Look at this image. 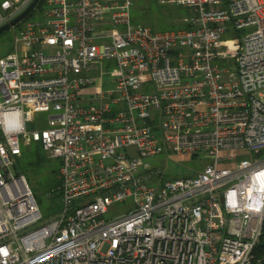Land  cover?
<instances>
[{"label":"built area","instance_id":"built-area-1","mask_svg":"<svg viewBox=\"0 0 264 264\" xmlns=\"http://www.w3.org/2000/svg\"><path fill=\"white\" fill-rule=\"evenodd\" d=\"M31 1L0 0V25ZM155 1L188 7L185 26L132 24L134 0H43L0 57V264H252L264 0ZM34 111H50L46 126L26 130ZM20 136L58 161L61 207L47 217L15 169ZM162 152L204 164L164 179L145 161Z\"/></svg>","mask_w":264,"mask_h":264},{"label":"rangeland","instance_id":"rangeland-1","mask_svg":"<svg viewBox=\"0 0 264 264\" xmlns=\"http://www.w3.org/2000/svg\"><path fill=\"white\" fill-rule=\"evenodd\" d=\"M34 13V18L36 19ZM190 14V9L182 5H158L155 0H134L130 11L131 23H141L152 27L155 30H176L185 26L182 18ZM248 28L238 31V35H242ZM18 33L17 29L12 26L0 32V57L6 54L13 47L14 38ZM232 36V33H229ZM114 67L111 68V76H104L102 87L104 89L111 87L113 84ZM95 102V101H93ZM26 108V107H25ZM50 111H34L31 114V119L26 120V130L39 129L46 126V122ZM38 141H31L26 143L20 136V146L24 152V158L20 161L23 164L27 160H32L36 143ZM40 143V142H39ZM145 161L150 163L153 168H162L165 172L163 178H174L183 175H192L194 172L200 170L204 164L195 158L190 160L184 159L182 156L170 157V161L166 162L164 153L147 156ZM57 159H51L49 164L55 165ZM55 175L48 167H38L37 173L33 183L30 185L39 203V208L44 217H47L61 207V203L56 195L48 196V187L54 181ZM129 208V202H118L112 204L104 217H112L121 214Z\"/></svg>","mask_w":264,"mask_h":264},{"label":"trees","instance_id":"trees-1","mask_svg":"<svg viewBox=\"0 0 264 264\" xmlns=\"http://www.w3.org/2000/svg\"><path fill=\"white\" fill-rule=\"evenodd\" d=\"M42 9H43V0H40L38 4L21 21H19L17 24L14 25L17 31H19L23 27V24L26 20H30L34 18L35 11L36 12L38 11V14L37 13L35 14L37 17L39 13L41 14ZM23 158H24V152L23 150H21V154L17 157L16 160L15 169L18 173H21L26 177L29 186L33 183V180L35 179V175L37 173L38 167L50 168V171L55 175V179L48 187V196L56 195L58 200L60 201V194H59L60 179L58 176V161L54 166L49 164L52 158L47 156V154L42 148V145L39 142L36 143V149L34 151L33 159L27 160L23 164H21L20 161ZM33 195L38 203V200L34 192ZM252 264H264V221H263V231L260 236L259 242L256 244V246L253 249Z\"/></svg>","mask_w":264,"mask_h":264},{"label":"water","instance_id":"water-1","mask_svg":"<svg viewBox=\"0 0 264 264\" xmlns=\"http://www.w3.org/2000/svg\"><path fill=\"white\" fill-rule=\"evenodd\" d=\"M40 0H32L19 14L13 17L8 22L0 25V32L14 26L19 21H21L39 2Z\"/></svg>","mask_w":264,"mask_h":264},{"label":"crops","instance_id":"crops-1","mask_svg":"<svg viewBox=\"0 0 264 264\" xmlns=\"http://www.w3.org/2000/svg\"><path fill=\"white\" fill-rule=\"evenodd\" d=\"M85 90H87V91L89 92V90H91V88H87V89H85Z\"/></svg>","mask_w":264,"mask_h":264}]
</instances>
